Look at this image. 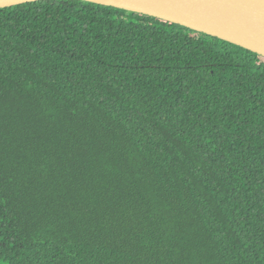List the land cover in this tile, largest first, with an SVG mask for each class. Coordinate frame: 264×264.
<instances>
[{
    "label": "trees",
    "instance_id": "16d2710c",
    "mask_svg": "<svg viewBox=\"0 0 264 264\" xmlns=\"http://www.w3.org/2000/svg\"><path fill=\"white\" fill-rule=\"evenodd\" d=\"M0 264H264V57L84 0L0 7Z\"/></svg>",
    "mask_w": 264,
    "mask_h": 264
},
{
    "label": "water",
    "instance_id": "95a60500",
    "mask_svg": "<svg viewBox=\"0 0 264 264\" xmlns=\"http://www.w3.org/2000/svg\"><path fill=\"white\" fill-rule=\"evenodd\" d=\"M38 0H0V7ZM152 16L264 57V0H84Z\"/></svg>",
    "mask_w": 264,
    "mask_h": 264
}]
</instances>
